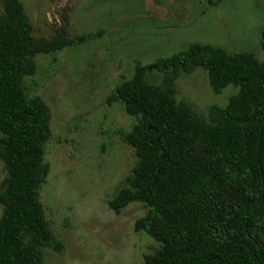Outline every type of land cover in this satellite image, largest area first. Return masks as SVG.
<instances>
[{
  "label": "trees",
  "instance_id": "16d2710c",
  "mask_svg": "<svg viewBox=\"0 0 264 264\" xmlns=\"http://www.w3.org/2000/svg\"><path fill=\"white\" fill-rule=\"evenodd\" d=\"M87 38L70 37L66 27L38 37L22 0L0 1V161L7 171L0 264H44L46 248L63 247L40 200L51 169L52 111L42 97L28 96L24 80L35 74L39 54ZM198 68L216 93L240 88L228 105L200 115L178 100L176 81ZM116 101L136 118L123 137L137 163L109 206L117 213L131 202L147 207L136 229L160 247L145 254V264H264V62L250 51L194 42L138 63L109 96Z\"/></svg>",
  "mask_w": 264,
  "mask_h": 264
},
{
  "label": "rangeland",
  "instance_id": "374dc122",
  "mask_svg": "<svg viewBox=\"0 0 264 264\" xmlns=\"http://www.w3.org/2000/svg\"><path fill=\"white\" fill-rule=\"evenodd\" d=\"M22 2L36 36L53 37L66 27L72 38L88 37L76 46L39 54L35 74L24 80L28 96L42 97L52 111L46 153L51 169L40 200L63 247L46 248L44 264H145V254L160 247L136 229L147 207L131 202L117 213L109 206L137 163L135 148L123 137L136 118L123 103L108 98L132 78L138 63H151L194 42L231 53L250 51L264 62V0ZM176 90L178 100L205 115L211 106L228 105L240 88L229 84L216 93L208 72L198 68L178 78ZM6 173L0 161V183Z\"/></svg>",
  "mask_w": 264,
  "mask_h": 264
}]
</instances>
